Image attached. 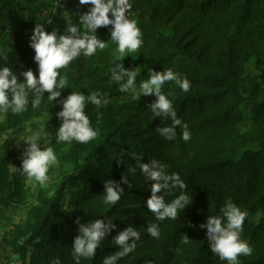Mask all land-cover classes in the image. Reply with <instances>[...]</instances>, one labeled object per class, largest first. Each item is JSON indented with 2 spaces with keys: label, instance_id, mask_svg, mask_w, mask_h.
Listing matches in <instances>:
<instances>
[{
  "label": "trees",
  "instance_id": "trees-1",
  "mask_svg": "<svg viewBox=\"0 0 264 264\" xmlns=\"http://www.w3.org/2000/svg\"><path fill=\"white\" fill-rule=\"evenodd\" d=\"M132 2L131 18L137 20L142 32L140 48L120 57L114 54L111 25L98 28L97 38L108 47L93 57L81 55L60 70L69 83L60 89L56 102L48 103L49 93L45 92L41 107L33 110L35 94L29 93L27 112L14 115L9 110L0 117V135L20 130L46 113L53 128L46 146L58 153L70 144L56 143L63 122L56 114L63 110L60 102L71 92L86 97L99 92L108 100H118L130 93L119 91L121 84L127 83V75L120 81L114 79L121 69L138 71L137 87L152 72L171 69L191 83L188 92L174 82L162 86L191 139H181L183 128L179 125L174 140L160 135L157 129L172 121L171 117L153 116L155 93L130 100L120 109L123 114L105 115L87 103L85 113L91 126L98 128L99 140L90 148L71 143L83 154L82 163L74 166L52 196L39 195L37 205L12 227L4 241L20 264H54L57 258L60 264H74L77 221L87 224L103 219L116 227L102 241L97 256L82 259L81 264H103L106 256L121 251L114 237L127 227L139 231L140 240L135 251L116 264H228L211 251L207 223L211 216L223 217L221 208L231 200L248 213L241 239L253 248L252 255L238 257L240 264H264V0ZM67 8L75 14L68 15ZM88 8L78 0H61L60 8L44 12L34 0H0V67H10L18 83L24 82L25 71L38 75L35 53L29 46L36 24L63 34L66 15L78 24V14ZM249 66H253L252 74L247 72ZM133 154L143 163L158 161L169 173H179L187 184L190 203L175 220L156 221L147 209L151 182L140 173ZM21 163L14 141L5 140L0 147V210L18 209L26 203L28 180L19 170ZM106 181L123 189L114 206L103 203ZM179 192L173 190L165 201L170 202ZM66 195L70 200L63 209ZM151 223L159 225L158 239L146 231ZM185 237L187 244L183 243Z\"/></svg>",
  "mask_w": 264,
  "mask_h": 264
},
{
  "label": "clouds",
  "instance_id": "clouds-1",
  "mask_svg": "<svg viewBox=\"0 0 264 264\" xmlns=\"http://www.w3.org/2000/svg\"><path fill=\"white\" fill-rule=\"evenodd\" d=\"M78 3L89 8L78 14V24L73 23L72 19L66 15L67 27L63 34H59L55 29L51 32L46 31L44 24H36L29 46L35 53L34 61L38 65V75H34L32 70L25 71L22 74L24 82L18 83L17 76L10 67H0V117H5L9 110L14 115L27 112L29 93L35 94L31 102L33 110L41 107L45 92L49 93L48 103L56 102L61 95L60 89L67 88L69 83L67 77L61 75L60 70L67 68L81 55L93 57L98 51L108 47V44L98 39L96 35L97 29L102 26H112L111 39L116 45L114 54L118 53L120 57H123L126 53H134L140 48L143 43L142 32L137 20L131 18L132 0H78ZM56 7H61V0H56ZM2 54L0 51V55ZM117 67L120 65L117 64ZM124 75L128 76V80L127 83L121 84L120 92H130L137 98L140 94L155 93L157 99L151 105L153 116L171 117L170 126L157 129L161 136L167 140H174L176 137L174 129L179 125L183 128L181 139L185 142L191 139V133L187 125L178 118L172 100L162 93V86L166 82H174L181 91L188 92L191 83L186 77L181 78L180 74L171 69L152 72L137 87L135 83L137 70L127 72L121 69V75H114V79L120 81ZM9 92H11V100ZM89 102L99 109L106 106L109 100L99 92H91L87 97L82 92H71L60 102L63 110L56 115L63 122L56 132V143L71 144L75 141L87 144L97 139L99 130L91 126L90 119L85 113V106ZM25 131L29 134L23 137L27 147L23 150L19 170L28 181L47 188L52 179L49 175L50 169L58 168L60 160L54 147L41 148L40 146L41 139L46 138L43 124L37 129L28 127ZM133 158L137 161L140 173L151 182V195L146 200L147 209L154 214L156 221L175 220L190 203V197L185 191L187 184L181 179L179 173H169L166 166L156 160L143 163L135 154ZM122 182L126 184L127 179L123 178ZM104 189L102 199L105 205L114 206L121 200L123 189L115 182L106 181ZM176 189L180 190L179 194L170 202H166L165 196L171 195ZM48 194L53 195L51 192ZM221 212L223 217L211 216L207 223L211 251L218 254L220 260H226L228 264H240L239 256H250L253 253L249 243L241 239L248 213L231 200L225 202ZM222 220L226 222L222 223ZM77 224L78 235L73 241L72 259L74 264H81L82 259H92L97 256V249L102 246V241L111 230L115 229L116 225L111 223V220L106 222L103 219H96L87 224L77 221ZM146 231L152 238L160 237V228L157 223L149 224ZM140 235V232L133 227L119 231L114 241L122 250L106 256L103 264H116L118 260L134 252ZM183 243H188L186 237ZM0 264H3L2 260ZM54 264H60V260L57 258Z\"/></svg>",
  "mask_w": 264,
  "mask_h": 264
},
{
  "label": "rangeland",
  "instance_id": "rangeland-1",
  "mask_svg": "<svg viewBox=\"0 0 264 264\" xmlns=\"http://www.w3.org/2000/svg\"><path fill=\"white\" fill-rule=\"evenodd\" d=\"M38 3L39 7L42 9V11L46 12L50 9H53L52 7V0H34ZM50 6L48 7V5ZM65 12L68 15H74L75 10L67 8ZM248 73H253V66H249L247 68ZM144 94H140L139 98L133 96L131 93L122 96L118 100H109V103L106 106H103L99 108V112L104 113L105 115L111 114V112H120L123 114L122 109L123 106H125L130 100L133 99H140ZM0 118V122H1ZM44 125V133L46 135L45 139H41L40 146H46L50 143L52 137H53V128L50 125L49 122V115L43 114L40 118H35L28 123H26L20 130L14 131V132H8L6 134L0 135V147L2 143L5 140H13L15 143V149L16 152L19 155H22L23 150L27 147V145L23 142V137L25 135H28L25 130L28 127H31L32 129H37L41 125ZM98 129V128H95ZM99 140V136L96 140L90 141L87 143L89 148ZM87 146V147H88ZM74 148L71 147V144L61 151L57 153L58 159L60 160V166L58 168H52L50 169L49 175L52 177L50 180L48 187L43 188L39 184L34 182H27V190H28V197L26 200V203L23 207H20L18 209H11V210H0V260L3 261V264H20L17 257L13 256L10 252V249L4 241L5 235L12 229V227L26 219V213L29 209L35 207L37 205V198L39 195H45L47 197H50L48 194L49 192L55 193V191L60 187L63 179L65 176L70 175L73 172L74 166L76 164L82 163V153L79 150H76L77 153H75ZM73 151V152H72ZM67 194V193H66ZM52 196V195H51ZM65 204L63 209H66V204L69 202L70 197L67 195L64 198Z\"/></svg>",
  "mask_w": 264,
  "mask_h": 264
},
{
  "label": "built area",
  "instance_id": "built-area-1",
  "mask_svg": "<svg viewBox=\"0 0 264 264\" xmlns=\"http://www.w3.org/2000/svg\"><path fill=\"white\" fill-rule=\"evenodd\" d=\"M53 11L56 9V0H52Z\"/></svg>",
  "mask_w": 264,
  "mask_h": 264
},
{
  "label": "water",
  "instance_id": "water-1",
  "mask_svg": "<svg viewBox=\"0 0 264 264\" xmlns=\"http://www.w3.org/2000/svg\"><path fill=\"white\" fill-rule=\"evenodd\" d=\"M126 14H127V13H126ZM112 30H113V29H112V26H111V28H110V30H109L110 34H111Z\"/></svg>",
  "mask_w": 264,
  "mask_h": 264
}]
</instances>
